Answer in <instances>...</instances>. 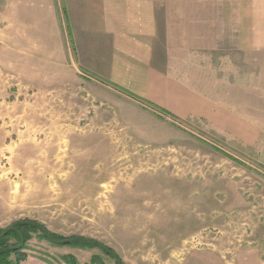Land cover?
<instances>
[{"label":"rangeland","instance_id":"374dc122","mask_svg":"<svg viewBox=\"0 0 264 264\" xmlns=\"http://www.w3.org/2000/svg\"><path fill=\"white\" fill-rule=\"evenodd\" d=\"M12 2L0 0V228L35 221L96 241L123 264H264L257 145L99 80H34L2 47ZM249 43L242 53L223 40L199 67L182 55L168 72L264 128V41ZM26 253L22 264H114L98 249L36 238Z\"/></svg>","mask_w":264,"mask_h":264},{"label":"crops","instance_id":"0c3cea01","mask_svg":"<svg viewBox=\"0 0 264 264\" xmlns=\"http://www.w3.org/2000/svg\"><path fill=\"white\" fill-rule=\"evenodd\" d=\"M8 5L2 47L34 80L102 81L175 119L206 121L257 145L264 164L263 127L168 72L182 55L199 67L223 40H236L242 53L264 41V0H65L63 13L56 0Z\"/></svg>","mask_w":264,"mask_h":264},{"label":"trees","instance_id":"16d2710c","mask_svg":"<svg viewBox=\"0 0 264 264\" xmlns=\"http://www.w3.org/2000/svg\"><path fill=\"white\" fill-rule=\"evenodd\" d=\"M128 96L140 103H146L133 95ZM151 109L157 113L169 116L171 119H175L171 114L162 109L146 103ZM36 238L40 241H45L54 246L70 247L79 249H98L105 255L110 256L114 260V264H123L122 261L112 253L108 248L101 245L96 241L89 240L87 238L71 237L64 238L57 234L48 231L42 224L31 220H20L12 223L10 226L1 229L0 228V264H22L24 263L28 255L26 250L28 243ZM74 264V263H71ZM89 264H103L98 261L96 256H93Z\"/></svg>","mask_w":264,"mask_h":264}]
</instances>
